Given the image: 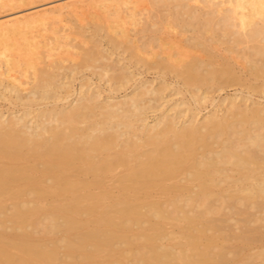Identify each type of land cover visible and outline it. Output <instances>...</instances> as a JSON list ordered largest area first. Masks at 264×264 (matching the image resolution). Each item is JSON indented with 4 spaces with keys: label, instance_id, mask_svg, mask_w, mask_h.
I'll list each match as a JSON object with an SVG mask.
<instances>
[{
    "label": "bare ground",
    "instance_id": "1",
    "mask_svg": "<svg viewBox=\"0 0 264 264\" xmlns=\"http://www.w3.org/2000/svg\"><path fill=\"white\" fill-rule=\"evenodd\" d=\"M3 13L0 264H264V0Z\"/></svg>",
    "mask_w": 264,
    "mask_h": 264
},
{
    "label": "rangeland",
    "instance_id": "2",
    "mask_svg": "<svg viewBox=\"0 0 264 264\" xmlns=\"http://www.w3.org/2000/svg\"><path fill=\"white\" fill-rule=\"evenodd\" d=\"M147 4H149V3H147ZM147 6V7H146ZM149 6H150V4H149ZM148 5H146L145 4V6L144 5H142L141 7H143L144 9H147V8H150V9H148L149 10V12H148V14L150 13V16H152L153 14H156V12H154L152 15H151V8L152 7H149ZM35 7H37V5H35ZM34 7V8H35ZM25 9H33V6L32 7H28V8H25ZM162 9V8H161ZM163 10H166V9H162V12H163ZM156 11H159L160 12V14H159V12H158V14L159 15H161V16H166L165 15V12H164V14H162L161 13V10L158 8V9H156ZM11 13V12H10ZM12 13H14V12H12ZM167 13V12H166ZM4 14V13H3ZM2 14V15H3ZM5 14L7 15V16H5ZM3 16L4 17H2V15L0 16V20L1 19H4L5 17H8L10 14L8 13H5ZM89 14V13H88ZM146 15L147 17H149V15ZM89 15H87V13H85L84 15H82V16H80V18H81V20H82V23H87L88 21H89V17H88ZM83 17H85L86 18V21L83 19ZM77 20V19H76ZM74 22H75V20H73ZM73 22V23H74ZM77 22V21H76ZM170 30L169 29H166V28H164V29H162V31H160V33H158V37H161V39L163 38L164 40H165V38L166 39H168L167 37V35H168V33H171V32H169ZM166 32V33H165ZM168 32V33H167ZM141 35H142V33H140ZM149 35H150V33H149ZM140 36V35H139ZM141 37V36H140ZM163 39H162V41H163ZM164 42V41H163ZM189 52V51H188ZM114 58H116V57H114ZM243 74H245V76L247 75V78L249 77V75L246 73V72H244L243 70H240ZM154 72L155 71H150V72H148V73H145L143 76H141V77H138V78H141V79H143V80H153V79H155L156 78V75L154 74ZM85 75H87V76H91V78H93L92 79V82L93 83H95V84H98L99 82H98V79L94 76H92L89 72H86L85 73ZM172 74H169L168 76H167V79L166 80H168L167 82L168 83H175L177 80L173 77V76H171ZM170 76V77H169ZM171 78V79H170ZM250 78V77H249ZM248 78V79H249ZM78 79L80 80V76H78ZM175 79V80H174ZM77 81L76 82V86H79V82L80 81ZM250 82H253L254 80L252 79V78H250ZM156 84V83H155ZM178 86V85H177ZM179 87V86H178ZM131 89L132 88H130V89H128V91H126V93H130L131 92ZM172 89H174V88H172ZM171 91H173V90H171ZM170 90L169 91H166V93H165V96L166 95H174V92L172 93ZM170 92H171V94H170ZM124 91H122V93H120V96H123L124 95ZM169 93V94H168ZM249 95H251V99L253 100V101H259V102H261V103H263L264 104V84H263V88L260 90V91H258V92H250L247 88H245V87H242V86H239V85H235V86H231V87H227L225 90H223V91H218V92H212L209 96H210V99H216L215 100V104L216 105H218V101H220L222 98H232V97H248ZM121 98V97H120ZM186 98H189V96H186ZM183 99V95H177V96H173V100L174 101H179V100H182ZM171 105L173 104L172 102L170 103ZM212 101L211 100H209L207 103H205V104H203V107H202V109H203V111L201 112V115L199 116V118H201V117H205V116H207L208 115V111L209 110H211L212 109ZM206 108V110H204ZM157 115V113H151V114H149L148 116L150 117V122H152L153 120H154V118H155V116ZM238 261V260H237ZM260 262V260H256L255 261V263H259Z\"/></svg>",
    "mask_w": 264,
    "mask_h": 264
}]
</instances>
